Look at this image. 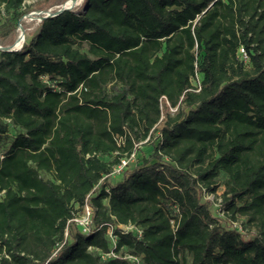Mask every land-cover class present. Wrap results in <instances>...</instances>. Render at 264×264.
Returning a JSON list of instances; mask_svg holds the SVG:
<instances>
[{
    "label": "trees",
    "instance_id": "1",
    "mask_svg": "<svg viewBox=\"0 0 264 264\" xmlns=\"http://www.w3.org/2000/svg\"><path fill=\"white\" fill-rule=\"evenodd\" d=\"M26 1L0 0L2 45ZM221 178L247 237L201 199ZM45 263L264 264V0H83L0 50V264Z\"/></svg>",
    "mask_w": 264,
    "mask_h": 264
},
{
    "label": "rangeland",
    "instance_id": "2",
    "mask_svg": "<svg viewBox=\"0 0 264 264\" xmlns=\"http://www.w3.org/2000/svg\"><path fill=\"white\" fill-rule=\"evenodd\" d=\"M68 1L69 0H27L25 2L24 9H28L29 11L15 22L14 33L13 35H10L7 38H5L4 41L7 43V45L5 46L14 45L17 35H19L20 32L23 33V37H24L23 42H22V45H23L35 33L37 25L39 21L41 20L42 16H45L47 13L55 12L63 4H65ZM82 1L83 0L74 2L75 4L72 6L71 9H81ZM69 3H72L71 0L69 1ZM6 20H7L6 15L3 12H1L0 13V34L4 33L3 25H5ZM0 46L4 47L2 43H0ZM198 82H199V77L197 75L192 80L193 86H197ZM169 110L171 114H174L175 108H170ZM154 140L155 138L152 141ZM136 146H137L136 150H134V152L128 158H125L127 161L126 165L120 169L113 170L112 173L104 177L103 180H101L100 183L96 186L95 192L98 191L104 183L107 185H114L118 180L122 178L123 172L125 171V169H127V167L129 166H132L134 163H140L144 159L153 161V158H152L153 143L143 141ZM224 181H225L224 178L220 179V183H219L220 185L216 193L214 194L207 193L206 191L203 190L201 199L202 201H208L209 210L211 214L218 219L221 225L228 226L232 229L241 231L242 234L247 237L250 235V231H252L253 229L252 230L248 229V227L247 229L243 228L242 222H244L245 219L243 217L237 216L236 221L231 220L230 217L228 216V213L223 209L221 196L224 191ZM80 212H78L77 214L81 215ZM74 223L69 224V229L67 232H69V230H73L74 228L80 231L77 224L76 223L74 224ZM67 238L68 240H70L69 235L67 236ZM107 238H108L109 244H111L112 246L113 244H112V235H111L110 228L107 231ZM114 256L115 255L112 253L103 254V258H110ZM125 257L129 260L131 259L129 256H125Z\"/></svg>",
    "mask_w": 264,
    "mask_h": 264
},
{
    "label": "built area",
    "instance_id": "3",
    "mask_svg": "<svg viewBox=\"0 0 264 264\" xmlns=\"http://www.w3.org/2000/svg\"><path fill=\"white\" fill-rule=\"evenodd\" d=\"M239 52H240L241 56L246 59V54L243 51V49H240ZM126 163H127L126 159H122L120 164L116 168H114V170H117V169H120V168L124 167L126 165ZM80 214L81 215H79V214L75 215L69 221V223H74L75 222L77 224V226H78V228H79L81 233H87V232L90 231L91 224H92V222H91L92 209H91V206H90V204L88 202L85 203V205L82 207V210H81ZM118 228L124 233L130 232V231H135L138 234L141 233V231L139 229L135 228L131 224L119 225ZM65 235H67V231L65 232ZM129 257L132 260H135L134 257H131V256H129Z\"/></svg>",
    "mask_w": 264,
    "mask_h": 264
},
{
    "label": "water",
    "instance_id": "4",
    "mask_svg": "<svg viewBox=\"0 0 264 264\" xmlns=\"http://www.w3.org/2000/svg\"><path fill=\"white\" fill-rule=\"evenodd\" d=\"M70 1V0H69ZM66 2L65 4H63L58 10H56L55 12L53 13H47L45 16H42V18H46V17H51V16H54V15H57L59 14L61 11L63 10H70L72 8V6L75 4L74 1L71 0L72 3H69ZM69 3V4H68ZM41 18V19H42ZM22 47V43L16 47L15 44L12 45V46H4V47H1L0 46V50H3V51H15V50H19L20 48Z\"/></svg>",
    "mask_w": 264,
    "mask_h": 264
},
{
    "label": "bare ground",
    "instance_id": "5",
    "mask_svg": "<svg viewBox=\"0 0 264 264\" xmlns=\"http://www.w3.org/2000/svg\"><path fill=\"white\" fill-rule=\"evenodd\" d=\"M72 1H74V0H72ZM77 1H79V0H75L74 2H77ZM23 38H24L23 33L20 32L19 35H17L16 41L14 43L16 47H18L23 42Z\"/></svg>",
    "mask_w": 264,
    "mask_h": 264
}]
</instances>
